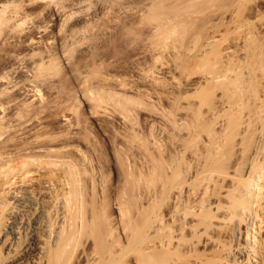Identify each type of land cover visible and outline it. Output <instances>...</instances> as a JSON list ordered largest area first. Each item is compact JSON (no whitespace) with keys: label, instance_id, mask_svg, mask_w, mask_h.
Wrapping results in <instances>:
<instances>
[{"label":"rangeland","instance_id":"obj_1","mask_svg":"<svg viewBox=\"0 0 264 264\" xmlns=\"http://www.w3.org/2000/svg\"><path fill=\"white\" fill-rule=\"evenodd\" d=\"M58 219L70 264H261L264 0H0V264Z\"/></svg>","mask_w":264,"mask_h":264},{"label":"bare ground","instance_id":"obj_2","mask_svg":"<svg viewBox=\"0 0 264 264\" xmlns=\"http://www.w3.org/2000/svg\"><path fill=\"white\" fill-rule=\"evenodd\" d=\"M23 64V63H22ZM27 64V63H26ZM29 64V63H28ZM22 66H26V65H22ZM21 65H17V68H15L14 69V72H13V70L11 71V72H13V73H11L12 74V76H13V78L14 77H23L24 75H26V69H24V67H22ZM25 68H27V66L25 67ZM10 74V73H9ZM10 74V75H11ZM12 76H11V78H12ZM252 182H255V181H252ZM248 184H249V182H247ZM256 183V182H255ZM255 183H253V185L252 186H254L255 185ZM251 184V183H250ZM257 185V184H256ZM259 185V184H258ZM257 185V186H258ZM251 186V187H252ZM251 189V188H250ZM249 189V190H250ZM247 190V189H246ZM255 190H256V188H255ZM243 191V190H242ZM250 192V191H249ZM252 192V191H251ZM255 192V191H254ZM251 194V193H250ZM239 195V194H238ZM255 198V197H254ZM249 202H252V201H249ZM233 205V204H232ZM255 207V206H254ZM77 210V209H76ZM240 211V210H239ZM250 211V210H249ZM242 212V211H241ZM258 212V211H257ZM241 214V213H240ZM248 214V213H247ZM76 215V214H75ZM244 215V214H243ZM245 217V216H244ZM251 216H249V218H250ZM248 219V218H247ZM59 220V221H58ZM57 220V222L55 223V224H46V226H45V232H46V242L48 243V245L47 246H49V256H48V260L46 261V259L44 260V261H46L45 263H43V264H57V263H59V262H57V261H60V263L61 264H70V260H71V257H72V255H73V253L75 252V248H78V247H76V245H77V240L80 238V234H83V233H80V227H81V232L82 231H84V230H86V229H84L86 226H85V224H79V222L78 223H70L69 224V222H68V226H70L69 227V232H68V234H67V230H65L66 231V235L65 234H63L64 236H61L60 235V233H61V231H59V230H62V226H65L64 224L61 226V224H62V221H63V219H62V221H60V219H58ZM246 220V219H245ZM72 222V221H71ZM77 222V221H76ZM83 223H85V222H83ZM72 224V225H71ZM94 224V223H93ZM190 224V223H189ZM249 224V223H248ZM143 225V224H142ZM110 226V225H109ZM130 226V225H129ZM247 226V230H246V234H247V237L248 236H251L252 235V229H250L249 227H248V225H246ZM62 227V228H61ZM67 227V226H66ZM65 227V228H66ZM141 227V226H140ZM232 227V226H231ZM259 227V226H258ZM15 227H10V226H8L7 228H5V230H4V236L5 237H7V236H14L15 237V239H17V238H19L17 235H18V231L16 230V229H14ZM146 228V227H145ZM84 229V230H83ZM115 229V228H114ZM125 229V228H124ZM25 231H26V229H24ZM186 230V229H185ZM233 230V229H232ZM238 230V229H237ZM253 230H254V228H253ZM256 230V229H255ZM87 232V231H86ZM91 232H92V230H91ZM119 232V231H118ZM85 233V232H84ZM161 233V232H160ZM233 233V232H232ZM239 233V232H238ZM93 234V233H92ZM147 234V233H146ZM29 235H30V239L29 240H26L25 242H24V244H23V248H22V252L20 253V256L18 257V258H16V259H14V262H18L19 264H27L26 262L27 261H30V264H37L38 263V261H40V259H41V256L44 254V246H42L41 245V240H40V237L38 236V232H37V234L35 233V229H33V230H31L30 232H29ZM86 235V234H85ZM84 235V236H85ZM145 235V234H144ZM171 235H172V233H171ZM83 236V235H82ZM83 236V237H84ZM120 236V235H119ZM148 236V235H147ZM255 236V235H254ZM83 237H81V238H83ZM90 237V236H89ZM109 237V236H108ZM143 237V236H142ZM145 237H146V235H145ZM249 238V237H248ZM257 238V237H256ZM90 239V238H89ZM145 239V238H144ZM144 239H142L143 240V243H144ZM147 239V238H146ZM250 239V238H249ZM248 239V240H249ZM80 240V239H79ZM126 240V239H125ZM81 241V240H80ZM79 241V242H80ZM109 241V240H108ZM124 241V240H123ZM160 241V240H159ZM171 241V240H170ZM175 241V240H174ZM251 241H253V240H251ZM258 241V240H257ZM122 242V241H121ZM136 242V241H135ZM248 242V241H247ZM46 243V244H47ZM124 243V242H123ZM142 243V242H141ZM140 243V244H141ZM249 243H250V240H249ZM151 245L153 244V243H150ZM150 244H148L147 243V245H150ZM163 245H164V243H162ZM162 244H161V246H162ZM154 245V244H153ZM159 245H160V243H159ZM158 245V246H159ZM168 245V244H167ZM171 245V244H170ZM249 245V244H248ZM79 246V245H78ZM109 246V245H108ZM115 246V245H114ZM139 246V245H138ZM138 246L137 247H135L136 249L138 248ZM146 246V245H145ZM157 245L155 246V247H158ZM256 246V245H255ZM81 247V246H80ZM119 247V246H118ZM133 247V246H132ZM144 247V246H143ZM142 247V248H143ZM154 247V246H153ZM153 247H151L150 246V248H153ZM235 247V246H234ZM82 248V247H81ZM148 248V247H147ZM149 248V249H150ZM136 249H133L132 248V254H133V251H134V256L132 255V257H129V259L130 258H132L131 260L132 261H130V260H128L129 261V263L131 262V264H157V263H164V261L162 260L163 259V257H164V255L160 252H150L149 250H148V252H144V248H143V250H141V251H139L140 249H138V250H136ZM78 250V249H77ZM76 250V251H77ZM114 250V249H113ZM117 250V249H116ZM135 250H136V252H135ZM147 250V249H146ZM155 250H156V248H155ZM118 251H119V249H118ZM131 251H129V252H131ZM138 251V252H137ZM165 251V250H164ZM232 251V250H231ZM93 252V251H92ZM166 252V251H165ZM240 252V251H239ZM242 252V251H241ZM254 254H256L257 256H259L260 257V260H261V264H262V260H264L263 258H264V252H263V250L262 251H259V249H257V248H255L254 249ZM76 253V252H75ZM91 253V252H90ZM128 253V252H127ZM233 253V252H232ZM64 254V257H61L62 255ZM165 254V253H164ZM184 254V253H183ZM229 254V253H228ZM253 254V255H254ZM76 255V254H75ZM75 255H73L74 257H75ZM90 255V254H89ZM94 255V254H93ZM126 254H121L120 252L118 253V252H116L115 253V250L114 251H110L109 250V252L106 254V255H101V257L99 258V260H97V261H99V263L98 264H119V263H121L120 261H122L123 259L124 260H127L128 258H124V256H125ZM130 255V254H129ZM166 255V254H165ZM100 256V255H99ZM249 256V255H248ZM74 257H72V258H74ZM128 257V256H127ZM228 257V256H227ZM251 257V256H250ZM77 258V257H76ZM44 259V258H43ZM175 259H176V257H175ZM249 259V258H248ZM80 260V259H79ZM122 261V263L121 264H124V262L125 261ZM171 260V259H170ZM170 260H168V262L170 261ZM26 261V262H25ZM43 262V261H42ZM93 262H94V260H93ZM156 262V263H155ZM168 262H165V264H171L172 262V264H175L174 263V261L172 260V261H170L169 263ZM179 262V261H178ZM41 262H39L38 264H40ZM59 263V264H60ZM72 263V262H71ZM74 264V263H73ZM125 264H127V261L125 262ZM263 264H264V261H263Z\"/></svg>","mask_w":264,"mask_h":264}]
</instances>
